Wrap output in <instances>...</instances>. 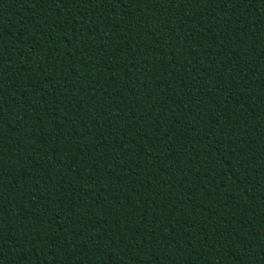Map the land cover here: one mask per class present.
Masks as SVG:
<instances>
[{"label":"trees","instance_id":"1","mask_svg":"<svg viewBox=\"0 0 264 264\" xmlns=\"http://www.w3.org/2000/svg\"><path fill=\"white\" fill-rule=\"evenodd\" d=\"M262 25L0 0V264H264Z\"/></svg>","mask_w":264,"mask_h":264},{"label":"snow or ice","instance_id":"2","mask_svg":"<svg viewBox=\"0 0 264 264\" xmlns=\"http://www.w3.org/2000/svg\"><path fill=\"white\" fill-rule=\"evenodd\" d=\"M106 2H111V0H99V4L101 6H103L104 3ZM135 2L141 3V5H147L149 3L151 4H156V3H160V5L162 6L165 2H167L169 5L172 4H179L180 6L184 5L185 3L188 5H192L193 3L199 4V3H205V4H212V3H219L221 6H223L224 8H228L230 7L231 3H237L240 6L244 7L247 5L248 0H135ZM207 8V7H206ZM204 11L207 12V10ZM168 20H171V18L169 19V17L167 18ZM165 26H170L167 24V22H165ZM262 27H264V25H262ZM203 59V57H202ZM254 118V117H253ZM220 131L223 132L224 129L221 127ZM232 131V129H229V132ZM87 135V133L85 134ZM244 150L241 149V151L236 153V159L237 162L240 164V166H242L243 168H247V165L250 162H245L243 160L240 159V155ZM192 163H195V160L192 161ZM0 189H2V186H0ZM0 196H2V192H0ZM233 199H235V197H233ZM87 207V206H85ZM4 229H5V224L0 223V258L3 257V253H4V249L8 247V239L4 236ZM15 240H13V245H15Z\"/></svg>","mask_w":264,"mask_h":264}]
</instances>
